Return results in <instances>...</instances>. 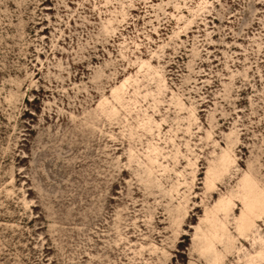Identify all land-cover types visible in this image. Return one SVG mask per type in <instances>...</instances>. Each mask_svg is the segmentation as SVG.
Listing matches in <instances>:
<instances>
[{"label":"rangeland","instance_id":"obj_1","mask_svg":"<svg viewBox=\"0 0 264 264\" xmlns=\"http://www.w3.org/2000/svg\"><path fill=\"white\" fill-rule=\"evenodd\" d=\"M0 264H264V0H0Z\"/></svg>","mask_w":264,"mask_h":264}]
</instances>
